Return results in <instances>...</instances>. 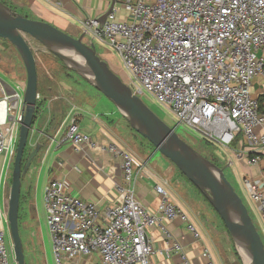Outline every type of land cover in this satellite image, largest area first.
I'll list each match as a JSON object with an SVG mask.
<instances>
[{"label":"built area","instance_id":"1","mask_svg":"<svg viewBox=\"0 0 264 264\" xmlns=\"http://www.w3.org/2000/svg\"><path fill=\"white\" fill-rule=\"evenodd\" d=\"M83 34L90 45L106 44L121 57L129 75L125 83L134 94H148L176 117L178 126L199 133L208 143L224 150L239 143L237 156L251 166L260 164L264 105L252 88L254 79L264 76V0H115L103 24L84 20ZM9 99L0 101V156L15 157L24 104L18 94L12 97V107ZM64 142L78 151L102 149L119 156L123 181L117 185L120 203L105 210L68 193L59 181L48 184L44 200L55 264L93 254L101 257L100 264H152L154 247L147 230L163 228L165 221L179 220L201 239L191 215L170 201L164 186H156L161 197L156 212L137 199L139 162L126 147H100L81 130L76 117L58 144ZM245 184L264 224V177ZM171 248L191 264L179 243ZM203 256L215 264L209 250ZM0 264H17L1 228Z\"/></svg>","mask_w":264,"mask_h":264},{"label":"crops","instance_id":"2","mask_svg":"<svg viewBox=\"0 0 264 264\" xmlns=\"http://www.w3.org/2000/svg\"><path fill=\"white\" fill-rule=\"evenodd\" d=\"M19 12H25L31 19L49 23L65 33L79 38L83 35L85 19H101L111 9L115 0H6ZM120 9V7H118ZM124 11L119 10V16L124 18ZM38 89V112L30 135V150L28 155L38 144L43 147L33 160L28 177L32 179L30 198L21 193L29 216L26 222H33L38 230V236L44 255L45 264H55L53 244L47 224L45 207V189L52 181L64 184L65 190L85 201L99 205L103 210L120 203L117 185L123 181L122 160L102 149H84L81 151L64 142L65 133L72 117H76L81 130L98 142L99 146L122 144L126 139H133L141 147H146L128 125L117 107L107 97L100 93L89 94L92 99L82 101L79 105L69 106L64 103L66 93L46 85V79L40 73ZM49 80H52L51 78ZM49 82V81H48ZM27 78L23 77L19 69L2 67L0 64V101L10 97V107L16 102L12 99L18 94L23 99ZM252 94L259 98L264 105V76L260 75L253 81ZM21 103L17 104L19 107ZM20 134V133H19ZM29 145V143H28ZM239 143L228 150L233 152L239 160L237 165L243 184L246 180L258 181L264 177V152L258 166H251L247 159L237 156ZM147 148V147H146ZM242 149V148H241ZM156 152V151H155ZM154 152V153H155ZM155 154L139 158L137 179L134 185L137 199L152 212L159 209L161 197L156 193V186H164L170 201L188 212L196 226L201 231V239L197 240L186 229V225L179 220L165 221L163 228L151 227L147 230L148 240L154 247L152 264H185L181 252L174 251L173 243H179L182 253L191 264H208L203 256L209 250L214 255L215 264H226L214 237V231L205 221L203 215L211 216L209 209L197 197L189 198V191H180L182 186L176 179L175 166L167 161H153ZM14 159L11 154L0 156V228L10 236L8 222L9 197L12 185ZM234 163L230 161V165ZM238 176V175H237ZM247 187V185L245 184ZM248 191L249 188L247 187ZM178 191V192H177ZM23 205V204H22ZM23 207V206H22ZM213 215V214H212ZM164 229L171 235L167 239ZM101 257L97 254L81 256L64 264H100Z\"/></svg>","mask_w":264,"mask_h":264},{"label":"water","instance_id":"3","mask_svg":"<svg viewBox=\"0 0 264 264\" xmlns=\"http://www.w3.org/2000/svg\"><path fill=\"white\" fill-rule=\"evenodd\" d=\"M111 10L98 19L101 24L105 22ZM26 37L38 42L48 53L79 73L92 87L114 103L129 126L153 145L156 152L169 159L204 196L236 244L241 243L246 249L249 264H264V241L247 206L226 177L224 169L201 156L178 135L176 128L167 125L139 95L134 94L132 88L100 58L96 46L84 42V34L75 38L49 23L28 19L0 2V39L14 46L27 73L23 121L14 159L8 211L10 235L17 264H26L19 227L23 177L43 147L42 144H38L29 154L26 164H23L38 112L39 89L36 56Z\"/></svg>","mask_w":264,"mask_h":264},{"label":"rangeland","instance_id":"4","mask_svg":"<svg viewBox=\"0 0 264 264\" xmlns=\"http://www.w3.org/2000/svg\"><path fill=\"white\" fill-rule=\"evenodd\" d=\"M57 28V27H56ZM62 31V30H61ZM64 32V31H63ZM32 49L34 50L37 66L40 69L41 75L46 79V85L54 90V94H57L58 91L66 93L65 98H63L64 103L69 106L79 105L82 101H88L92 99V96L89 94L92 93H100L94 87H92L79 73L75 70L68 67L64 64L60 59L54 56L51 53H48L46 49L41 46L38 42L33 40L32 38L26 37ZM84 42L87 45H90V40L85 37ZM97 54L100 58L106 61L111 68V70L117 74L124 82L129 81V75L126 72L121 57L115 53L111 46L106 44H102L100 42H95ZM0 64L2 67H10L12 69H19L20 73L23 77L27 78V73L23 61L14 48V46L3 39H0ZM52 80H49V79ZM49 81V82H48ZM101 94V93H100ZM103 95V94H102ZM105 97V96H103ZM106 98V97H105ZM142 100L146 105L150 107V109L161 118L167 125L172 128H176V132L178 135L190 144L201 156L211 161L213 158L215 161L219 163L220 166L224 168L226 177L233 184L237 193L243 199L245 205L248 208L249 214L253 219L254 224L257 227L263 241H264V224L261 221V216L258 207L251 199L249 191L245 184H243L241 174L239 170L241 169L237 164L239 161L233 152L228 150H224L214 143H208L207 141L202 139V136L186 127L178 126V120L176 117L159 105L154 101L152 97L148 94H143L141 96ZM107 99V98H106ZM146 147H141L138 143L133 139H126L122 142V144L130 150L135 158L139 159L141 157L145 158L149 156L151 153L155 154L153 161H161L165 160L167 163H172L169 159L163 156L159 152H155V148L144 138H139ZM238 150H241V145H238ZM30 150V141L29 145H27L25 154L27 155ZM155 152V153H154ZM27 160V156H26ZM230 161L233 162V165H230ZM173 164V163H172ZM174 165V164H173ZM175 166V165H174ZM14 167V166H13ZM13 169V168H12ZM176 176L179 180V183L182 186L180 191H185L186 188L189 191V198L195 199L197 197L199 201L209 209V213L211 216L203 215L205 221L208 222L212 230L214 231V237L219 246V250L226 264H246L243 256L241 255L238 245L236 244L233 236L225 227L224 223L218 216V214L214 211L211 205L203 198L200 192L188 181V179L177 169ZM239 169V170H238ZM29 172L23 177L22 184V194H27V199L30 198L31 194V184L32 179L28 177ZM238 175V176H237ZM178 192V191H177ZM24 202L22 203L23 207L20 211V236L23 242V249L26 259V264H45L44 255L42 254V249L40 245V240L38 236V230L35 227L33 222H26L25 218L29 213L27 212V208L25 207L27 200L24 198ZM213 214V215H212ZM9 242L12 245L11 235L9 236ZM13 246V245H12Z\"/></svg>","mask_w":264,"mask_h":264},{"label":"trees","instance_id":"5","mask_svg":"<svg viewBox=\"0 0 264 264\" xmlns=\"http://www.w3.org/2000/svg\"><path fill=\"white\" fill-rule=\"evenodd\" d=\"M0 2H2L3 4H5L6 6H8L9 8H11L14 12H17V13H19V14H21L22 16H24V17H26V18H28V19H31L25 12H23V11H18L15 7H13V5H11L8 1H6V0H0ZM260 102L262 103V101L260 100ZM129 125V124H128ZM134 131V130H133ZM135 132V131H134ZM136 133V132H135ZM137 134V133H136ZM141 137V136H140ZM207 144H208V142H207ZM153 146V145H152ZM26 156H27V158H28V154L26 155L25 154V156H24V162H23V164L25 165L26 164V162H27V160H26ZM211 161L213 162V163H215L216 165H218L220 168H222V169H224L222 166H220L219 165V163L217 162V161H215L213 158H211ZM201 194V193H200ZM202 195V194H201ZM203 196V195H202ZM22 197V196H21ZM203 198H204V196H203ZM205 199V198H204ZM206 200V199H205ZM207 201V200H206ZM21 202H22V198H21ZM208 202V201H207ZM21 209H22V203H21V207H20V211H21Z\"/></svg>","mask_w":264,"mask_h":264},{"label":"bare ground","instance_id":"6","mask_svg":"<svg viewBox=\"0 0 264 264\" xmlns=\"http://www.w3.org/2000/svg\"><path fill=\"white\" fill-rule=\"evenodd\" d=\"M237 245H238V248H239L241 255L243 256V258L245 260V263L249 264L250 259H249V255H248L246 249L244 248V246L241 243H239Z\"/></svg>","mask_w":264,"mask_h":264}]
</instances>
